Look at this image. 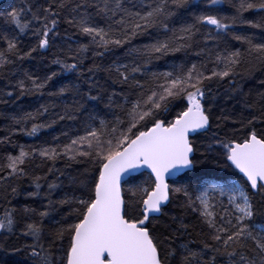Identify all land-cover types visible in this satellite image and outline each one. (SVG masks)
I'll use <instances>...</instances> for the list:
<instances>
[{
    "label": "snow or ice",
    "instance_id": "obj_1",
    "mask_svg": "<svg viewBox=\"0 0 264 264\" xmlns=\"http://www.w3.org/2000/svg\"><path fill=\"white\" fill-rule=\"evenodd\" d=\"M0 121V264H264V0L0 4Z\"/></svg>",
    "mask_w": 264,
    "mask_h": 264
},
{
    "label": "trees",
    "instance_id": "obj_2",
    "mask_svg": "<svg viewBox=\"0 0 264 264\" xmlns=\"http://www.w3.org/2000/svg\"><path fill=\"white\" fill-rule=\"evenodd\" d=\"M9 3H11V4H18V3H20V0H7L2 5L6 6ZM192 59H195V57H192ZM71 75L72 74L65 73L64 74V77H62V79L63 78H66V77H71ZM256 76L257 77L261 76V73H259V72L256 73ZM258 87H259L258 80H249V81L245 82V90L246 91L249 90V89L255 90ZM220 91L223 92V89H221ZM36 103H37V101L35 99H33L31 101L26 100L24 106L25 107H28V108H31V107L35 106ZM2 128H3V122L0 121V129H2ZM40 136L41 137H44L45 136V133H41ZM19 142L20 143H23V144H30V143H38L39 140L38 139H35V138L27 137V136H21L19 138ZM12 259L13 260L21 261V264H22V261H23V258L22 257H13Z\"/></svg>",
    "mask_w": 264,
    "mask_h": 264
},
{
    "label": "water",
    "instance_id": "obj_3",
    "mask_svg": "<svg viewBox=\"0 0 264 264\" xmlns=\"http://www.w3.org/2000/svg\"><path fill=\"white\" fill-rule=\"evenodd\" d=\"M5 1H7V0H0V4H3Z\"/></svg>",
    "mask_w": 264,
    "mask_h": 264
}]
</instances>
